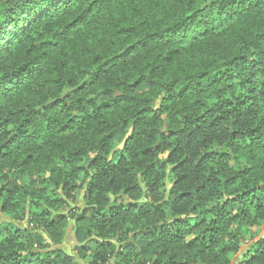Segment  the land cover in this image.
Listing matches in <instances>:
<instances>
[{
    "label": "trees",
    "instance_id": "16d2710c",
    "mask_svg": "<svg viewBox=\"0 0 264 264\" xmlns=\"http://www.w3.org/2000/svg\"><path fill=\"white\" fill-rule=\"evenodd\" d=\"M152 3L153 0H140V5L135 6L136 0H109L108 19L101 18L86 33H80L73 43L58 48L50 57L47 68L31 81L29 89H21L11 98L0 99V140L4 141V145H0V179L11 173L7 181L11 187L7 184L0 187V197L5 194L8 197L0 203V213L3 214L0 217H12L0 227V236L11 233L12 238L23 239L22 234L18 235L21 229L15 228L13 232L12 226L16 219L14 213L22 214L26 207L40 209V215L52 217L48 227H66L68 216L62 209L67 203L66 198L79 190L78 185L71 183V177L75 174L80 180L86 179L88 171L85 170L84 158L90 151L97 149L101 153L112 150L116 163L109 161L110 166L101 169L92 181L84 185V200L94 199L97 192L103 191L106 200L113 199V207H122L116 203L119 199L117 193L122 191L129 195L133 188L139 187L137 181L143 182L137 177L131 181L130 187L118 183L130 172V169L122 166L124 153L133 139L127 133L131 130L136 135L138 120L145 117L157 122L163 111L168 110L171 101L180 102L176 105L178 111L196 113L194 120L187 115L182 120L185 127L194 124L197 128L201 121L207 123L206 117L211 119L215 116L213 123L225 119L221 113L226 111L235 112L238 117L243 116L244 112L239 109L250 106L249 102L256 103L253 92L257 89L252 87L256 83L253 79L256 72L253 69H264V51H252L257 47V42L251 39V33L248 32V25L253 23L251 20L227 23L192 42L184 50L173 46L160 52L149 50L138 37L146 39L156 34L157 30L176 27L184 19H190L200 12L205 0H159L158 8L167 11L168 16H157L152 27L138 32L141 20L154 11ZM6 11L12 13L13 27H23L16 23L20 18H27V8L23 3L12 5ZM161 20L163 23H160ZM55 28L54 25L53 31ZM256 35L264 33L257 32ZM33 39L36 43H32ZM51 43L52 40L44 36L43 32L40 36L26 39L27 51L22 53V57L28 59L22 58L19 66L27 67L32 62L38 44L47 46ZM130 49L134 52H130ZM245 52H252L255 59L242 54ZM240 66H243V72L236 71ZM260 75H264V72ZM178 81L189 83L176 88L174 86ZM153 85L174 93V96L161 98L159 108L153 107V98L148 91ZM245 91L247 94L244 99L236 95L237 92ZM259 93H264V81L259 83ZM237 101V107H233ZM45 116L47 120L43 128H35L36 121ZM258 120L256 127L250 130L253 134L257 128L264 126V117ZM180 131L183 132V129ZM176 135L174 131L169 132V137ZM232 135L235 137L236 131ZM160 136L164 137L163 130ZM121 143L122 148L117 146ZM248 147L250 151L247 155L238 160L237 173L227 178L211 174L214 162L208 158L216 157L215 163H219L229 153L205 152L195 165L201 182L189 191H178V199L187 198L191 201L194 197L199 199L203 193L204 199L212 202L216 198L213 191L215 185L222 184L225 191L231 189L239 193V196H231L234 203L240 196L247 195L241 187L244 181H247L245 187L249 192L264 189V150L253 148L252 144ZM155 149L153 152L152 148L145 147L142 155L152 154L154 158L164 151L160 143L155 144ZM181 153L177 144L162 161L156 159V163L150 166L155 172L157 165L160 169L171 165L165 175L176 178L172 181V188L168 189L169 195L189 182L186 168L188 160L181 159ZM104 159L103 155L93 156L87 168L99 167ZM141 176L148 178L146 173H141ZM16 180L22 182L17 184ZM105 182L109 186L106 189L103 187ZM160 185L165 187L163 178ZM152 188L159 191L155 183ZM220 194L223 195V192ZM41 201L48 205L47 210H42ZM228 205L227 199L218 201L220 210ZM140 209L149 211L140 212ZM87 211L85 208L75 216L76 223L84 226L89 233H99L100 228L92 226L88 220ZM191 211L201 212V208L193 203ZM133 213L140 217L139 221L135 220ZM150 214L167 220V212L158 203H140L139 196L131 195L122 215L112 213L111 208L109 213H99L102 228L122 223L123 235L131 233L130 239H126L123 244L111 232L97 241L106 251H116V264L129 260H136L138 264H233L234 257L239 253L238 245L222 246L219 239H214V235L219 234L216 229H205L204 232L209 235H197L204 225L200 217L196 218L198 223L185 229L182 226L187 225L189 220H181L176 216L172 224L177 225V230L172 233L162 224L157 228L144 227L145 217ZM241 215L243 222L239 224L238 231H251L254 228L256 233H260L259 226L264 221V203L253 197ZM249 220L251 223H248ZM133 224L136 230H133ZM81 231L75 228V240ZM65 234L62 233V242ZM188 235H193L194 239L185 243ZM110 236L117 238V244L112 243ZM12 238L6 239L7 247H0V260L6 264L9 260L12 264H51V259L61 251L58 247L61 241L54 239L46 228L41 231L39 239L41 247L47 251L39 255L30 248L16 249ZM79 247L87 256V245L81 243ZM137 247L141 251L133 255ZM25 252L27 255H24ZM141 254L143 260L140 259ZM21 256L23 259H19ZM236 264H264V241L251 244Z\"/></svg>",
    "mask_w": 264,
    "mask_h": 264
},
{
    "label": "clouds",
    "instance_id": "9594fccd",
    "mask_svg": "<svg viewBox=\"0 0 264 264\" xmlns=\"http://www.w3.org/2000/svg\"><path fill=\"white\" fill-rule=\"evenodd\" d=\"M19 3H23L27 8L25 12L27 18H20L16 21L17 25L22 24L23 27H13L12 13L6 11V9ZM158 4L159 0H153L152 8L154 11L141 20L137 28L138 32L152 27L157 16H168V12L163 8H158ZM139 5L140 0H136L135 6ZM201 9L195 16L184 19L174 28L165 31L157 30L156 34L147 36L146 39L143 36L138 38L143 40V44L149 50L163 52L173 46L184 50L192 42L211 34L225 24L242 19L253 22L248 25L251 39L257 42V47L253 48L252 51H264V35H256L257 32L264 33V0H205V3L201 4ZM21 11H25V9H21ZM109 12V0H0V99L11 98L19 90L29 89L31 81L47 68L50 57L55 54L58 48L73 43L80 33H86L101 18L108 19ZM144 20H147V23H144ZM160 23H163V20ZM54 25L56 28L53 31ZM41 32L51 39L52 43L47 46L38 44L37 49L34 50L35 56L32 62L28 63L27 67H20L19 61L22 58L28 59V57H22V53L27 51L26 39L40 36ZM32 43H36V41L33 39ZM45 49H51V51H45ZM129 51L134 52L131 49ZM242 54L248 55L252 60L255 59L252 52ZM29 56H32V53H29ZM236 71L243 72V66L238 67ZM253 71L256 72L253 77L256 83L252 85L253 88L257 89L256 92H253L256 103L249 102L250 106L246 105L245 108L239 109V111L244 112L243 116L238 117L235 112L226 111L221 113L225 119L216 123H213L216 118L212 116L211 119L205 118L207 123L201 121L199 128L194 124L185 127L182 117L187 115L194 120L196 113L190 110L178 111L176 105L180 102L173 100L170 102L168 110L163 111L157 122H153L151 117L138 120L137 134L133 135L131 130L127 133V135L133 136V139L129 141L130 147L124 153L125 159L122 161V166L130 169V172L127 177L121 178L118 183H123L124 187H130L131 181H135L137 177H140L143 182L137 181L139 187L133 188L132 193L129 195L123 194L122 191L117 193L119 199L116 203L122 205V207H113V199L106 200L103 191L97 192L94 199L84 200V185L92 181L94 175L101 172V169L110 166L109 161L112 164L116 163L112 156V150H106L103 153L99 152L98 149L90 151L84 158L85 170L88 171L86 179L80 180L75 174L71 177V183L78 185L79 190L66 198L67 203L62 209L65 215L68 216L66 227H48V222L52 217L40 215V209L26 207L22 214L14 213L16 219L13 221L12 226L13 232L15 228L21 229V233L18 235L22 234L23 239L16 240L11 237V233H8L5 236H0V247H7L6 239L12 238L13 246L16 249L30 248L39 255L42 251H47V249L41 247L39 239L41 231L46 228L54 239L61 241L58 245L61 251L55 258L51 259V264H110V262L116 264V251H106L97 241L100 240L101 236L111 232L119 238L120 244H123L126 239H130L131 233H128L127 236L123 235L122 223L102 228L99 213H109L111 208L112 213L122 215L131 195L139 196L140 203L150 205L158 203L160 208L167 212V220L151 214L145 217L144 227L157 228L162 224L170 232L175 233L177 225H173L172 220L176 216H179L181 220H189L187 225L182 226L185 229L191 228L194 223H198L196 218L200 217L204 220V225L196 234L209 235L210 233L204 232L205 229L218 230L219 234L214 235V239H219L222 246L238 245L239 253H237V256L240 258V253L247 250L245 243L253 244L264 241V221L260 223V233H256L254 228L251 231L247 229L237 230L239 224L243 222L241 212L247 207L248 202L255 197L261 203H264V189L249 192L245 187L247 181H244L241 187L247 192V195L240 196L234 203L231 201V196H239V193L231 189L225 191V186L222 184L215 185L213 191L216 193V198L212 202L204 199L205 194L203 193L199 199L194 197L191 201L187 198L178 199V191H189L201 182L200 177L196 174L195 165L199 157L205 152L214 151L218 153L224 151L229 153V156L219 163H215L216 157L208 158L214 162L211 174H219L227 178L229 175H235L239 170L237 167L238 160L250 151L249 144H252L255 149L264 150V126L257 128L255 134L250 131L256 127L259 122L258 118L264 117V93H259V83L264 81V75H260V73L264 72V69H253ZM186 83L189 82L178 81L174 87L180 88ZM148 91L151 92L153 107L156 108L160 107L159 101L161 98L174 96V93L169 90H162L159 85H153ZM246 94V91L236 93L240 99H244ZM238 103L237 101L233 107H237ZM46 120L47 116L38 119L34 127L43 128ZM181 129H183V132L180 131ZM161 130L164 132L163 138L160 136ZM170 131L176 132L177 135L169 137ZM233 131L237 133L235 137L232 135ZM257 136H259L258 140L256 139ZM156 143H160L164 148L159 156L153 158L152 154L142 155L145 147L152 148L155 152ZM177 144L182 150V153L179 154L180 158L188 160L186 168L189 182L185 183L179 190H173L172 194L169 195L168 189L172 188V181L176 178L165 175L170 171L171 165L165 166L164 169H160L157 165L155 172L150 166L156 163V159L162 161L172 151V148L177 147ZM0 145H4L3 140H0ZM117 146L123 147L122 143ZM5 147H10V145H5ZM97 154L105 156L104 161L99 167L87 168V164ZM141 173H146L148 178L144 179ZM10 176L11 173L0 179V187L7 184ZM161 178H163L165 187L160 185ZM21 182V180L15 181L17 184ZM153 183L159 191L152 188ZM7 186L11 187L10 184H7ZM103 187L106 189L109 186L105 182ZM221 192H223V195L220 194ZM109 196H111V192H109ZM6 198H8L7 194L0 197V203H3ZM224 199L229 200V205L220 210L218 201ZM12 202L14 203V201ZM41 203L43 205L42 210H47L48 205L44 204L43 201ZM193 203L201 208L202 215L201 212L191 211V204ZM85 208L88 209L86 216L91 225L100 228L99 233H89L84 226L76 223L75 216L84 211ZM70 209L74 211L70 212ZM139 211L146 212L149 210L140 209ZM0 216H3V214L0 213ZM133 216L136 221L140 220V217L135 213H133ZM233 217H235V220H233ZM10 220H12L11 216L4 217V220L0 222V227H3V224ZM248 223H251V221L249 220ZM73 227L82 229V231L73 246L68 248L62 243V233L71 230ZM24 229H28V231L25 232ZM133 230H136L135 224H133ZM117 238H112L114 245L117 244ZM192 239H194V236L188 235L185 243ZM81 243L87 245V256L82 253L79 247ZM140 251L139 247L135 248L133 255ZM24 255H27V252ZM19 259H23V257L21 256ZM140 259H144L143 254H141ZM0 264H6V262L0 260ZM7 264H12V261L9 260ZM37 264H41V262H37ZM121 264H138V262L129 260L121 262Z\"/></svg>",
    "mask_w": 264,
    "mask_h": 264
},
{
    "label": "rangeland",
    "instance_id": "374dc122",
    "mask_svg": "<svg viewBox=\"0 0 264 264\" xmlns=\"http://www.w3.org/2000/svg\"><path fill=\"white\" fill-rule=\"evenodd\" d=\"M4 220L3 217H0V222H2ZM74 233H75V228L73 227L71 230L67 231L63 240V245L71 248L75 242L74 239ZM251 244H245V248L248 249L250 247ZM245 251L243 253H240V258H238V256L236 255L233 259V264H236L237 262H239L241 260V257L244 255Z\"/></svg>",
    "mask_w": 264,
    "mask_h": 264
}]
</instances>
